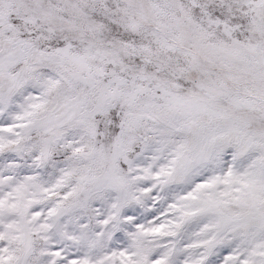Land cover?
<instances>
[{
	"label": "snow or ice",
	"instance_id": "snow-or-ice-1",
	"mask_svg": "<svg viewBox=\"0 0 264 264\" xmlns=\"http://www.w3.org/2000/svg\"><path fill=\"white\" fill-rule=\"evenodd\" d=\"M0 264H264V0H0Z\"/></svg>",
	"mask_w": 264,
	"mask_h": 264
}]
</instances>
